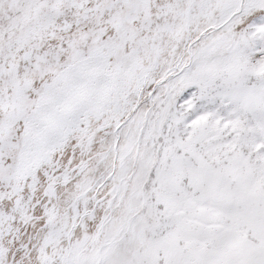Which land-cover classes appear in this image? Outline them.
<instances>
[{"label": "snow or ice", "instance_id": "snow-or-ice-1", "mask_svg": "<svg viewBox=\"0 0 264 264\" xmlns=\"http://www.w3.org/2000/svg\"><path fill=\"white\" fill-rule=\"evenodd\" d=\"M0 264H264V0H0Z\"/></svg>", "mask_w": 264, "mask_h": 264}]
</instances>
